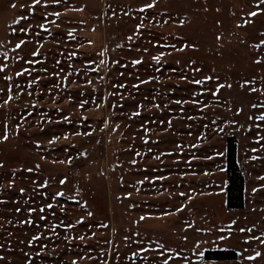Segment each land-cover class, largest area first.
<instances>
[{
  "label": "rangeland",
  "instance_id": "374dc122",
  "mask_svg": "<svg viewBox=\"0 0 264 264\" xmlns=\"http://www.w3.org/2000/svg\"><path fill=\"white\" fill-rule=\"evenodd\" d=\"M261 41L264 0H0V66L11 77L0 74V105L13 86L0 106V264H264ZM228 135L245 178L241 209L225 206ZM207 248L237 257L204 259Z\"/></svg>",
  "mask_w": 264,
  "mask_h": 264
},
{
  "label": "snow or ice",
  "instance_id": "6c2138e0",
  "mask_svg": "<svg viewBox=\"0 0 264 264\" xmlns=\"http://www.w3.org/2000/svg\"><path fill=\"white\" fill-rule=\"evenodd\" d=\"M39 2H40V0H34V4H38ZM54 2L58 4V3L61 2V0H54ZM15 6H16L15 4L12 5V7H15ZM154 6H155L154 3H148V4H145L144 8L151 9V8H153ZM80 10L82 11V9H80ZM143 10H144V9H141V11H143ZM53 15H55V16L58 17V16L60 15V13H58V12H57V13H53ZM250 15H253V16H254V15H256V13L253 12V13H250ZM18 22H19V21H17V23H18ZM165 22H166V21H165ZM142 26H143L142 24L137 25V30H139ZM40 27L43 28L44 26H43V25H40ZM21 30L23 31V29H21ZM45 30L47 31V29H45ZM68 35H69V37H72V36H73V34H72L71 31L68 33ZM73 38H74V37H73ZM128 39H132V37H129ZM218 39H219V37H218ZM25 43H26V41L21 40V41H19V42L15 45V48H16V49H20L21 46L24 45ZM88 43L91 44L92 41H88ZM261 43L264 44V41H261ZM117 47H120V46L118 45ZM172 47H175V46L173 45ZM256 47H259V45H257ZM106 50H107V49H105V51H106ZM177 50H178V51H183L182 48H181V49H177ZM144 51H147V49H145ZM38 54H39L38 51H36V52H32V53H31L32 56H37ZM72 55H75V53H72ZM100 55H103V52H101ZM163 55H165V54H164V53H160V55L153 57V59L156 60V61H159ZM5 58H6V57H5ZM141 62H142L141 60H133V61H132V64H133V65H137V64H140ZM28 63H32V61L29 60ZM57 63H59V62H57ZM88 63L91 64V63H94V61L89 60ZM104 63H105V61L101 60L99 65H97V66L94 67V68L86 69V71L98 72V71H99V67H100V65H103ZM114 63L119 64V61H118V60H117V61H114ZM256 63H260V61H256ZM6 68H7V65L0 66V74H4ZM27 71H28V69H24L23 72H17L16 75H17V76H21V75L24 74V72H27ZM43 71H44V72H47V69H43ZM61 71H62V70H61ZM196 71H199V69H196ZM54 75H56L57 77H59V76H60V73H54ZM68 75L70 76L71 73H69ZM120 75L123 76V73H121ZM3 78H4L5 81H10V80H11V77H10V76H7L6 74H4ZM67 79H68V76H64V77H63V80H64L65 82L67 81ZM100 79L103 80L104 77H100ZM205 79H211V77H205ZM148 82H149V81H145V80H141V81H140L141 84H146V83H148ZM192 82H193V83H196V84H200V83H202V81H200V80H195V81H192ZM87 83H88L89 85H91L92 81L89 80ZM65 86H66V85H65ZM15 87H16V88H19L20 86H19V85H15ZM29 87H31V84H29ZM113 87H115V88H124L125 85H124V84H117V85H113ZM133 87H134V88H138L139 85H133ZM223 87H225V85H218L216 92H212V95L215 96V95L217 94V92L219 91V89H220V88H223ZM228 87H230V85H228ZM12 88H13L12 85H9V86H8V88H7V99H5V100L3 101V105H0V106H4V105L9 104V102L13 99V96H12ZM49 91H51V89H50ZM252 91H255V89H252ZM2 92H4V89H0V93H2ZM31 94H32V93L29 92V95H31ZM114 94H115V93H113L112 95H114ZM81 95H83V93H82ZM70 99H71V98H70ZM106 99H107V97H105V100H106ZM87 103H88L87 100H82L81 103H80V105H79L80 108H84L85 105H86ZM93 103L95 104V100H93ZM175 103H176V104H180L181 101L177 100V101H175ZM185 103H187V102L185 101ZM156 106L159 107V105H156ZM33 107H35V105H33ZM96 107L99 108L100 105H99V104H96ZM113 107H115V105H113ZM140 107H142V105H141ZM253 107H256V105H253ZM58 111H59V109H58ZM30 115H31V113H29V116H30ZM139 115H140L139 112H134V113H133V116H139ZM82 119H83L84 121H86L88 118H87V117H82ZM190 119H191V117H190ZM249 119H251V117H249ZM256 119H259V120H261V121H264V115H260V116L256 117ZM64 121H65V122H68V123L71 122L70 119H69V117H67V116L64 117ZM49 122L51 123V121H49ZM57 123H59V121H57ZM105 126H107V121H105ZM169 126H171V122H170V121H169ZM117 127H119V126H117ZM146 131H147V130H146ZM68 135H69L68 133L65 134V139L68 138ZM75 135H77V136H79V135H91V132H87V133L76 132ZM7 138H8V137H7V132H5V134H4V136H3V139H4V140H7ZM53 139L56 140V139H59V137H54ZM52 142H53V141H49V143H52ZM145 143H147V140H145ZM82 155H83V154H82ZM137 155H139V153H137ZM156 159H159V157H156ZM70 162H71V158H69V163H70ZM61 163H63V161H61ZM132 163L135 164L136 162L133 160ZM37 168H39V165H37ZM28 171H32V169H28ZM145 179H147V177H146ZM156 179L164 180V179H166V177H164V176H159V177H156ZM66 180H67V178L65 177L64 179H61V180L59 181V183H60L61 185H63V184L66 183ZM139 183H143V181H139ZM46 186H47L46 184H45V185H41V187H46ZM23 191H24V189H21V192H23ZM253 191H255V189H254ZM63 195H64L63 192H57V193H55V196H63ZM181 195H184V193H181ZM53 198H55V197H53ZM46 207L49 208V209H50V208H53V204L49 203V204L46 205ZM181 210H182V209H177V211H181ZM16 211L19 212L20 209L17 208ZM34 211H36L35 208L29 209V212H34ZM44 211H45V208H43V207L40 208V212H41V213H43ZM61 211H65V209L62 208ZM87 215H88L89 217H91V216L93 215V213H92V212H88ZM40 219H41V220H45L46 217L43 216V215H41V216H40ZM140 219L143 220V219H145V217H141ZM83 221H84V217H81L79 220L76 221V223H77V224H81V223H83ZM26 222H27V223H32V221H30V220H29V221H26ZM52 227H53V229H54V228L56 227V225H53ZM67 227H74V225L69 224V225H67ZM104 227H107V225H104ZM241 231L243 232V231H245V229H241ZM247 231L250 232L251 229H247ZM53 235H56V233L54 232ZM93 235H94V234H93ZM40 239H41L40 236H33V237H32V240L29 241V245H31L33 241H38V240H40ZM65 239H67V237H66ZM79 239H80V240H84V236H80ZM257 239H258V238H257ZM262 242H264V241H262ZM42 247H45V248H46L47 245H42ZM25 255H27V254H25ZM38 255H39V253H38ZM256 255L259 256V253H257ZM89 258L91 259V257H89ZM0 259H3V258L0 257ZM248 259H249V260H251V259H255V257H251V256H250V257H248ZM72 264H77V262H76V261H72ZM164 264H168V261L165 260V261H164Z\"/></svg>",
  "mask_w": 264,
  "mask_h": 264
},
{
  "label": "trees",
  "instance_id": "16d2710c",
  "mask_svg": "<svg viewBox=\"0 0 264 264\" xmlns=\"http://www.w3.org/2000/svg\"><path fill=\"white\" fill-rule=\"evenodd\" d=\"M226 169V195L225 206L228 209H241L244 206L245 178L243 170L237 160V142L234 135L226 137L225 150ZM236 251L233 249H205L204 259H235Z\"/></svg>",
  "mask_w": 264,
  "mask_h": 264
}]
</instances>
